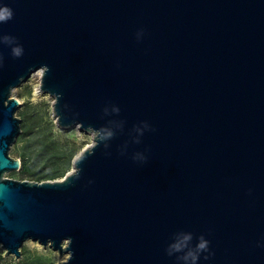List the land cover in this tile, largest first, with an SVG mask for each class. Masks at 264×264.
Listing matches in <instances>:
<instances>
[{"label":"water","instance_id":"1","mask_svg":"<svg viewBox=\"0 0 264 264\" xmlns=\"http://www.w3.org/2000/svg\"><path fill=\"white\" fill-rule=\"evenodd\" d=\"M0 15L4 256L32 239L57 264H264V0H0ZM38 70L58 126L93 141L60 179L9 178L13 90Z\"/></svg>","mask_w":264,"mask_h":264},{"label":"trees","instance_id":"2","mask_svg":"<svg viewBox=\"0 0 264 264\" xmlns=\"http://www.w3.org/2000/svg\"><path fill=\"white\" fill-rule=\"evenodd\" d=\"M22 131L14 143V149L22 160L19 174L30 180H55L63 177L72 165L79 147L71 146L69 140L55 137L53 127L45 124L42 117L19 114ZM53 165L47 168L46 166ZM0 264H52V259L43 253L25 252L18 260L4 256L0 249Z\"/></svg>","mask_w":264,"mask_h":264},{"label":"rangeland","instance_id":"3","mask_svg":"<svg viewBox=\"0 0 264 264\" xmlns=\"http://www.w3.org/2000/svg\"><path fill=\"white\" fill-rule=\"evenodd\" d=\"M41 79V77H40ZM39 76L33 73L29 76L23 83H21L16 89L13 90V96L18 97L20 100V105L17 109V115L20 112H25L28 116L37 119L38 116L42 117V121L45 124H50L53 127L54 135L59 140H69L71 146L79 147V152L76 156L93 141V135L87 131L81 130L79 128H61L57 124V118L53 112V101L52 97L47 92H43L40 86ZM41 90V91H40ZM42 92V93H41ZM38 93V94H37ZM20 135V134H19ZM10 154L13 157H19L14 149V144L11 146ZM75 156V157H76ZM74 157V158H75ZM47 168H52L53 165L46 166ZM73 169V165L69 167L67 172ZM66 172V173H67ZM6 177L15 179H26L24 176L18 173V171H9L5 173ZM62 177L56 178L60 179ZM28 179V178H27ZM0 249L4 251L0 245ZM22 255L27 252H39L43 253L52 259V264H57L60 261L58 251L53 250L50 246H44L36 240L28 239L22 245ZM15 259L14 256H9ZM63 256L61 259H64Z\"/></svg>","mask_w":264,"mask_h":264},{"label":"clouds","instance_id":"4","mask_svg":"<svg viewBox=\"0 0 264 264\" xmlns=\"http://www.w3.org/2000/svg\"><path fill=\"white\" fill-rule=\"evenodd\" d=\"M11 15V13H9V16ZM3 19H5V17L4 16H2V15H0V20H3ZM19 49H17L16 50V54H19Z\"/></svg>","mask_w":264,"mask_h":264},{"label":"bare ground","instance_id":"5","mask_svg":"<svg viewBox=\"0 0 264 264\" xmlns=\"http://www.w3.org/2000/svg\"><path fill=\"white\" fill-rule=\"evenodd\" d=\"M35 74H37L38 76H39V79H40V77H41V71L40 70H38V71H36V72H34ZM41 91V90H40ZM42 93V92H41ZM38 94V93H37ZM65 258V257H64Z\"/></svg>","mask_w":264,"mask_h":264}]
</instances>
